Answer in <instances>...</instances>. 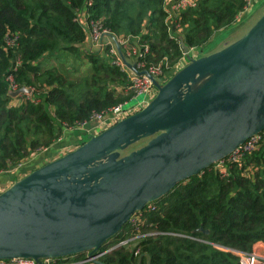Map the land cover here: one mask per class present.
<instances>
[{
	"label": "trees",
	"instance_id": "obj_1",
	"mask_svg": "<svg viewBox=\"0 0 264 264\" xmlns=\"http://www.w3.org/2000/svg\"><path fill=\"white\" fill-rule=\"evenodd\" d=\"M85 1L0 0V172L51 145L62 123L129 98L113 88L127 84L125 73L101 52L80 45L85 36L74 18ZM89 1L88 17L99 20L107 32L138 34L137 43L147 45V64L158 62L162 55L172 64L181 55L178 39L187 47L200 46L229 26L242 7V0H196L194 6L178 12L177 32L170 34L163 0ZM14 33L16 42L7 47L5 37ZM71 55L88 65L75 78L65 69ZM7 74L18 86L32 88L30 96L23 94L17 104H10ZM212 166L175 184L150 203L152 210L144 206L139 236L129 221L123 223L98 249L116 246L98 260L102 264H240L234 251L249 252L254 242H264V130L258 147L229 164L225 177H219ZM200 226L207 232L194 231ZM133 237L138 240L130 247ZM82 257L83 253L75 258Z\"/></svg>",
	"mask_w": 264,
	"mask_h": 264
},
{
	"label": "water",
	"instance_id": "obj_2",
	"mask_svg": "<svg viewBox=\"0 0 264 264\" xmlns=\"http://www.w3.org/2000/svg\"><path fill=\"white\" fill-rule=\"evenodd\" d=\"M109 37L155 94L0 192V259L90 256L132 213L264 130V10L236 38L188 59L162 84L136 70ZM29 93L20 86L8 95Z\"/></svg>",
	"mask_w": 264,
	"mask_h": 264
},
{
	"label": "built area",
	"instance_id": "obj_3",
	"mask_svg": "<svg viewBox=\"0 0 264 264\" xmlns=\"http://www.w3.org/2000/svg\"><path fill=\"white\" fill-rule=\"evenodd\" d=\"M256 1L257 0H242V7L236 13L234 21L232 23H234L240 17L245 16L246 13L249 12L252 5L255 4ZM195 3L196 0H163L162 1V9L165 11L164 22L167 25V29L170 34H172L171 29L177 32L176 27L178 24L175 23V20L177 18L178 12H180L181 10L187 7L194 6ZM89 4L90 1L86 0L84 2V7L77 10L76 12V15L79 12L84 17L85 40H87V43L89 45L88 49H91V47H94L96 50L99 49L102 55L106 56L111 64H114L122 72L125 73L127 84L125 86H113L115 91L121 92L123 94L127 92H132L133 96L137 94H143L145 97L142 101L146 102L154 95L155 93L154 86L152 85L151 81L146 75L144 74L137 75L124 65L121 58L117 54V51L113 46V43L109 37L105 42L102 40L101 35L106 30L101 27L99 20L96 19L94 20L88 17V13L85 10V6ZM173 23H175L174 26L172 25ZM16 39H17V34L15 33L6 36L5 45L7 47H12L15 44ZM114 39L115 42L117 43V46H121L122 49L126 45L124 47L126 56L128 57L135 56L134 68L136 70H145L149 75L154 77L155 80H157L159 83H162L168 78L169 68L166 67V63H167L166 58L163 59L161 58L158 62H156L157 64L156 63L147 64V62L144 59V55L147 53L146 44H138L139 47L138 49H136L132 46H129L131 45V43L127 40V36H121V35L114 36ZM121 54L122 57L124 58L123 52ZM17 63L18 61L15 62V64ZM163 66L165 69H163ZM4 79L7 83L8 92L15 91L20 87L13 81L11 74H7L4 77ZM27 88L30 90L31 93L32 88L30 87ZM26 97L29 96L26 94ZM126 100L107 106L101 110L91 111L90 114L85 118L74 120L71 123H62L61 132L56 138V141L52 143L50 147L58 144L62 140L63 135L66 133H71L74 131L79 132L75 137L76 140L74 141V142H78L82 140L83 136L94 134L96 131H98L97 127L100 124H106L107 126H110L115 122H117L118 120H120L121 118L134 113L135 112L134 108L140 104L138 103L136 106L133 105L128 108H123V104L126 102ZM262 134L263 131L249 136L242 143H240L233 150H231L225 157L213 163L212 168L217 172L219 177H225L227 175L229 164L240 162L245 154L255 150L260 143ZM17 164L20 165V162H18ZM145 209L152 210L153 205L148 203L145 205ZM141 210L132 213L127 220L129 221L130 226L134 229V231H137L139 225L142 223ZM124 242L125 241H122L119 244ZM115 246H110L103 250L97 249L96 253L90 256L87 255V252H84L83 257L80 259L75 258L76 256L73 255L62 256L59 258H42L39 259V261H34L32 259H27V258L13 257L10 259H0V264H80L88 261L91 262L93 259L98 260L99 256H101L103 253L107 252L108 250L114 248ZM252 246L253 247L249 252L234 251V253L238 257L240 264H264V242L256 241L253 243ZM135 253L136 251L134 252V254Z\"/></svg>",
	"mask_w": 264,
	"mask_h": 264
},
{
	"label": "rangeland",
	"instance_id": "obj_4",
	"mask_svg": "<svg viewBox=\"0 0 264 264\" xmlns=\"http://www.w3.org/2000/svg\"><path fill=\"white\" fill-rule=\"evenodd\" d=\"M161 8H162V2H161ZM263 8H264V0H258L255 4L252 5L251 9L249 10V12L246 13L245 16L240 17L234 23H231L229 26L218 30L204 44H202L200 46L187 47L188 48L187 52H182V50H181V53H180L181 55L172 64H170L168 62L167 56L162 55L161 58L162 59L163 58H166V60L168 62V63H166V67L169 68L168 69L169 70L168 72L170 73L169 75L171 76L177 70V68L179 66L183 65L187 61V58H191V57L194 58V57H197V56H200V55H204L206 53H209L213 49H216V46H219L220 43L223 40L226 39L228 41H231L234 38H236L242 31H244L248 27V25L254 20L255 17L256 18L259 17V15L261 14V12L264 10ZM234 18H235V16H234ZM74 19L76 20V18H74ZM142 25H143V22H142ZM109 36L114 37L111 33L105 31V32L102 33L101 38L105 42V41H107V38ZM138 38H139L138 34L137 35L129 34L127 36V40L131 43V45H129V46H132V47L138 49V47H139V45L137 43L138 42ZM80 45L84 49L85 48L88 49V47H89V45L87 43V40H85V38H84V41ZM127 46H128V44H127ZM124 47L122 49L121 46H118L119 52L120 53L123 52L124 59L127 62L134 64V62H135V56H132V57L126 56L125 55V51H124ZM90 50H96V49L94 47H91ZM96 51L97 52H100L99 49H97ZM77 58L78 57H76L74 55L72 57H67V62L68 63L65 65L66 66L65 69H66V71H68V73H66V74H68L70 78H75L78 75L84 74V72L88 68V65L85 62L84 63H80V61L77 60ZM54 63L55 62L52 61V63H50V64H54ZM152 63H155V62H150L149 64H152ZM74 68H76L77 70L72 71ZM163 69H165L164 66H163ZM21 95H23V94H21ZM21 95H19V98H20ZM27 95L30 96L29 94H27ZM123 95L129 97V99H127L126 102L123 104V108H128V107H131L133 105L136 106L138 103L140 104V105H137L134 108V111L135 112L137 110L141 109L148 102V100L146 102L145 101H142L144 99V97H145L143 94H137V95L133 96V93L132 92H127V93H124ZM71 133H73V132H71ZM76 136L77 135L70 134L69 139L73 142V141L76 140V138H75ZM85 140H87V136H83L82 137V140H80L78 142H73L72 144L71 143H68V144H69V146L75 148L76 146H78L79 144H81ZM55 141H56V139L54 140V142ZM144 141H145V139L144 140H141V141L139 140L138 142H136V143L132 144L131 146L127 147L126 149L122 150L120 152V154L121 155L122 154H125L128 151H130V150H132L134 148L139 147L141 144L144 143ZM49 147H50V145L45 146L43 148H38V149L32 151L31 153L35 154L37 152L46 151L47 149H49ZM71 149L72 148H70L69 150H71ZM63 153H65V152H63ZM30 154H28V156H26V157L28 158L30 156ZM28 170L29 169H27V171H26V173H24V175L28 173ZM5 173L4 172H1L0 173V182H1V178H3V177H1L2 174H5ZM21 175H23V174L22 173H18L17 176H19V177H17V178L15 177V175H13V177L11 179H8V181H6L2 185H0V191L4 190L8 185H10L12 183V180L20 178ZM141 227H142L141 225L138 227V231L136 232V233H138V235H136V236H139L140 234H142V229L143 228L141 229ZM133 238H135V239H130L129 240L131 242L130 247L132 245H134L136 243V241L138 240L137 237H133Z\"/></svg>",
	"mask_w": 264,
	"mask_h": 264
},
{
	"label": "crops",
	"instance_id": "obj_5",
	"mask_svg": "<svg viewBox=\"0 0 264 264\" xmlns=\"http://www.w3.org/2000/svg\"><path fill=\"white\" fill-rule=\"evenodd\" d=\"M258 1V0H257ZM256 1V2H257ZM255 2V3H256ZM76 20H77V22L81 25V28H82V30H83V33H84V36H85V27H84V17H83V15L81 14V13H77V15H76ZM84 28H83V27ZM171 32H176L175 30H173V29H171ZM85 38V37H84ZM192 58V57H191ZM195 58V57H194ZM188 59H190V58H187V61H188ZM187 61L185 62V63H187ZM184 63V64H185ZM183 64V65H184ZM183 65H181V66H179L178 68H177V70L180 68V67H182ZM170 74V73H169ZM168 74V78L170 77V75ZM167 78V79H168ZM166 79V80H167ZM165 80V81H166ZM157 81V80H156ZM158 82V81H157ZM164 82V81H163ZM162 82V83H163ZM159 83V82H158ZM162 83H159V84H162ZM155 94V93H154ZM20 101V98H19V96H15V97H11V99L9 100V103L10 104H17L18 102ZM122 119V118H121ZM108 126L106 125V124H100L98 127H97V129H98V131H96L94 134H89V135H87L88 137H90V136H92V135H95V134H97L98 132H100L101 130H103V129H105V128H107ZM79 132H76V131H74L73 133H70V134H72V135H77ZM70 134L69 133H66V134H64L63 135V137H62V140H61V142H59L58 144H56L54 147L53 146H51V147H49V149H47L46 151H41V152H37V153H35V154H33V153H31L30 154V156L28 157V158H25V159H23L22 161H20V165H15L12 169H10V170H8L5 174H2V176L1 177H3V178H1V182H0V185H2L3 183H5L6 181H8V179H11L12 177H13V175H15V177L17 178V177H19V176H17V174L18 173H22L23 175H21L20 176V178L21 177H23L24 176V173H26V171H27V169H29L30 171L31 170H33V169H35V168H37V167H39V166H41V165H43L44 163H46V162H48V161H50V160H53V159H55V158H57V157H59V156H61L62 154H64L63 152H67V151H69V149L70 148H72L73 149V147H71V146H69V144L68 143H73L70 139H69V137H70ZM87 137V138H88ZM33 154V155H32ZM28 170V173L30 172ZM26 175V174H25ZM19 179V178H18ZM15 180H17V179H14V180H12V183L15 181ZM11 183V184H12ZM10 184V185H11ZM10 185H8V186H10ZM7 186V187H8ZM6 187V188H7ZM5 188V189H6ZM4 189V190H5ZM3 191V190H2ZM1 192V191H0ZM253 247V246H252Z\"/></svg>",
	"mask_w": 264,
	"mask_h": 264
}]
</instances>
